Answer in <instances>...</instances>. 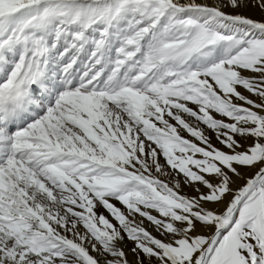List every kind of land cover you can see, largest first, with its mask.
<instances>
[{
    "label": "snow or ice",
    "instance_id": "snow-or-ice-1",
    "mask_svg": "<svg viewBox=\"0 0 264 264\" xmlns=\"http://www.w3.org/2000/svg\"><path fill=\"white\" fill-rule=\"evenodd\" d=\"M0 264H264V0H0Z\"/></svg>",
    "mask_w": 264,
    "mask_h": 264
}]
</instances>
